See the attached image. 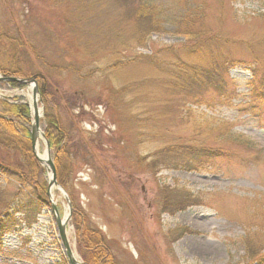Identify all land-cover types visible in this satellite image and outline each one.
I'll return each mask as SVG.
<instances>
[{
  "label": "rangeland",
  "instance_id": "obj_1",
  "mask_svg": "<svg viewBox=\"0 0 264 264\" xmlns=\"http://www.w3.org/2000/svg\"><path fill=\"white\" fill-rule=\"evenodd\" d=\"M140 1L0 0V36L17 40L3 42L0 51L21 52L14 67L51 80L46 100L37 84L40 122L46 125L51 113L68 133L57 173L67 196L56 191L54 203L62 218L71 206L69 246L84 263L75 207L85 226L103 234L117 264H264V250L260 261L252 260L255 244L264 245V103L252 94L264 82V0H203L205 26L215 38L202 56L181 49L187 39L169 17L146 47H135L128 37L137 30L131 20ZM144 1L163 6L167 16L184 0ZM21 42L35 53L20 49ZM225 55L241 60L240 67L215 62ZM8 61L0 55L2 67ZM204 64L218 69L226 94L200 80L187 93L175 87L182 73L198 74ZM33 95L30 86L0 84V100L26 104L31 124ZM180 145L205 151L194 157L170 148ZM39 147L44 154L42 139ZM219 149L225 156L208 160L207 152ZM194 158L204 163L194 171L172 164ZM6 160L24 157L10 151ZM38 164L47 192L51 174ZM30 192L0 174V219L15 215L3 219L10 230L0 238V264H69L55 214L32 194L30 201ZM182 192L196 205L168 206ZM31 204L27 217L15 213L17 205ZM181 228L189 232L180 235Z\"/></svg>",
  "mask_w": 264,
  "mask_h": 264
},
{
  "label": "trees",
  "instance_id": "obj_2",
  "mask_svg": "<svg viewBox=\"0 0 264 264\" xmlns=\"http://www.w3.org/2000/svg\"><path fill=\"white\" fill-rule=\"evenodd\" d=\"M172 9L167 11L165 15L163 6L158 7L154 4H150L147 1L141 0L135 10V17L131 20L132 24L136 26L137 30L132 31L131 35L128 37L130 42L135 44L137 48H144L147 46V39L153 31H157L162 27L163 21H168L167 17L173 19V24L176 27L179 35H183L187 39V44L181 47L183 48H192V51L195 53H199L202 56V53L205 51L207 46L212 42L211 38H215L211 36V32L207 31L205 26L206 15L204 12V7H206V3L203 0H184L181 4H173ZM161 20V21H160ZM9 34H4L0 36V44L3 42H8L9 44L15 43L16 39H11ZM120 38V37H119ZM123 46L132 47L131 43H122ZM25 48L26 50H31L35 53V50L32 46L27 43L21 42L20 49ZM0 55L3 57L9 58V63L11 66L9 68H4L0 65V71L5 78H19V79H36L39 90L43 97H48V89L52 87L51 80L48 79L45 75L41 74H33L27 67H14L19 59L21 58V52L17 54L13 52L11 55L7 49H3V52L0 51ZM215 62L218 65H223V68H233L234 66L240 67L237 64L240 61H234L225 55L223 60L218 61L216 58ZM254 61V60H252ZM256 63L258 59L255 58ZM228 64V65H226ZM212 65V64H211ZM216 65V64H215ZM216 65V66H218ZM210 69L208 71L209 74L205 72V70ZM25 69V70H24ZM189 69V68H188ZM203 71L200 73H182L178 79L177 83H174L175 87L181 91V93H187L189 88H195L198 84L199 80L205 86L212 89L217 94L224 95L226 94L227 83L223 80L222 75H219L218 69L211 68L208 65L204 64ZM29 70V72H27ZM254 75L256 71L253 72ZM201 74V75H200ZM204 76V79L201 77ZM185 78H192L185 86H183L182 80ZM257 78V76H256ZM258 79V78H257ZM10 85L15 88H21L23 85L19 82H11ZM206 88L204 90V94H206ZM187 91V92H186ZM254 98L260 100L261 103H264V82H259L255 84V89L252 92ZM189 97V96H188ZM204 98V97H203ZM81 112L84 113L83 109ZM2 124V125H1ZM0 174H4L5 176H12L20 185L26 186L30 192L28 195L31 201V197L33 195L34 198L37 199V203L44 204L45 207H50V203L47 199L46 192V180H41V175H43V169L37 163L35 159L32 149L30 147V131H31V120L30 113L28 107L24 104H9L6 101L0 100ZM42 127L47 140L50 143V147L53 152V159L57 169V173H59L60 168L62 170V162L61 157L66 152V143L68 142V133L63 130L58 122V119L54 117L53 114L49 113L47 116V124ZM21 143V144H20ZM199 147H189V146H173L170 147L172 150L179 151L182 150L184 154L190 153L189 155H193L196 157V152L205 151V149ZM10 151H13L14 154L16 152L22 154L24 157L23 162L19 160H6V156ZM160 153V152H159ZM157 153V154H159ZM194 153V154H191ZM183 154V155H184ZM217 154H225V150L219 149L216 151L207 152L206 157L209 159H214ZM160 157H158L159 159ZM196 158L187 160L185 162L174 160L172 164L177 166L179 164H183L184 169L188 171H194L200 168L204 163L197 164L195 161ZM161 162V160L159 161ZM170 162V159L167 161ZM59 168V170H58ZM177 168V167H175ZM34 186V189H33ZM35 190V191H34ZM37 191V192H36ZM43 195H40V193ZM168 192V191H167ZM185 192V191H184ZM182 192V194L184 193ZM32 194V195H31ZM191 194L184 195L179 199H172L171 202L168 203V206H172L177 209H186L189 206L196 205L194 201V197L191 199ZM22 205H17V209L15 210L16 214H22L26 216V211L32 208L31 205L24 206V209H21ZM9 210V209H8ZM11 210V208H10ZM41 210L40 205L34 211V218L38 215ZM5 216L14 217L15 215L8 211L0 219V238L4 231H8L9 226H5L3 219ZM27 217V216H26ZM73 217L76 221V229H77V240H78V252L83 257L86 263L88 264H117L115 258L107 246L104 236L101 232L89 229L84 224V219L78 209L73 208ZM31 225V223H30ZM180 235L189 232L187 228L179 229ZM1 240V239H0ZM247 243L251 244L250 241ZM255 243V242H254ZM260 244H251L253 248V261H260L262 259L261 252L264 250V245L261 242ZM1 245V243H0ZM257 245V246H256Z\"/></svg>",
  "mask_w": 264,
  "mask_h": 264
},
{
  "label": "water",
  "instance_id": "obj_3",
  "mask_svg": "<svg viewBox=\"0 0 264 264\" xmlns=\"http://www.w3.org/2000/svg\"><path fill=\"white\" fill-rule=\"evenodd\" d=\"M7 81L20 82V83L25 84V85H29V84L33 83L34 84V97H36L38 95V93H39L38 92V88H37V83H36L35 80L20 81V80L15 79V78H13V79H4V78L0 79V82H7ZM33 107H34V111H37L38 110L37 103H34V106ZM37 133H40L41 138L45 140V145H46V150H47V155H48V160H47L48 168L47 169L52 174V179H51L49 185L50 186L56 185L57 187H59V189L66 196L65 191L63 190V188L61 186L58 185V182H57L56 169H55V166H54V164H53V162L51 160V157H50V152H51L50 145L47 142L44 133L40 129V117L37 116V115H35L34 116V123H33V126H32L31 143H32V149H33V152H34L35 157L37 158V160L40 163H42V161L39 158V156L37 154V151H36V147H37L36 135H37ZM52 210L55 213L56 221H57V226H58V230H59V233H60V237H61V240L63 242V245H64V247L66 249V253H67V256L69 258L70 264H74V262L72 260V252H71V249L69 247L68 241L66 239L65 227L62 225L61 218H60V215L58 213V210H57V207L55 206V204H52Z\"/></svg>",
  "mask_w": 264,
  "mask_h": 264
},
{
  "label": "bare ground",
  "instance_id": "obj_4",
  "mask_svg": "<svg viewBox=\"0 0 264 264\" xmlns=\"http://www.w3.org/2000/svg\"><path fill=\"white\" fill-rule=\"evenodd\" d=\"M32 87L33 86H31V88ZM29 99H30V104L31 105L33 104L34 105V103H37V101H38V96H36V97H34V96L33 97H30L29 96ZM33 113H34V116L35 115L41 116V110L34 111ZM40 138H41L40 133H37V135H36V141H37V148H36V150H37V153H38V155H39V157H40V159L42 161V164L47 165L48 155L46 153L41 154L40 147L38 146L39 145V142H40ZM56 191H59V188L57 186H55V185H52L50 187V198L53 200V202H54V195H55L54 193ZM68 222H69V212L67 210L66 211V214H65V217L62 220V225L66 227V224ZM68 238H69V233H68ZM74 253L75 252H73V255H72V260H73L74 264H82L81 263V260L78 257V255L76 253L75 254Z\"/></svg>",
  "mask_w": 264,
  "mask_h": 264
}]
</instances>
